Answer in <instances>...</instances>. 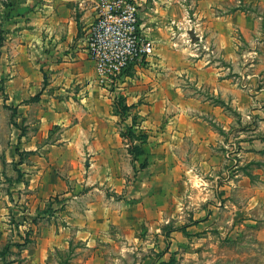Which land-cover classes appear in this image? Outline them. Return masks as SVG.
Returning a JSON list of instances; mask_svg holds the SVG:
<instances>
[{
	"label": "crops",
	"instance_id": "crops-1",
	"mask_svg": "<svg viewBox=\"0 0 264 264\" xmlns=\"http://www.w3.org/2000/svg\"><path fill=\"white\" fill-rule=\"evenodd\" d=\"M228 1L234 0H138L142 31L157 49L146 67H133L135 75L121 87L129 107L121 116L114 92L97 84L87 52L94 0L12 1L13 18L7 22L0 0V28L14 49L0 56V79H9L4 102L16 109V125L29 130L22 135L11 126L10 145L0 142L10 163L7 179L0 161V246L11 242L14 250L20 248L12 264H59L62 252H72L66 264H130L136 252L139 264L148 246L156 247L160 228L156 222L139 228L146 211L122 210L112 192L137 186L133 196L142 197L147 183H205L207 191L211 183H234L236 191L243 183L239 168L226 175L224 146L232 139L246 146L244 111L264 112V87L246 93L232 67L240 58L237 36H252L259 23L253 8L264 6V0H245L250 6L234 10H228ZM35 5L38 12L31 10ZM185 9L201 25L204 43L216 46L219 60L217 53L200 52L201 43L171 45L170 22ZM8 56L13 64L1 69ZM37 94L40 98L30 101ZM10 112L0 108L4 129ZM133 113L148 134L139 156L132 150L136 140L126 134ZM58 125L61 131L54 132ZM260 155L240 147L241 163ZM136 158L151 163L141 168Z\"/></svg>",
	"mask_w": 264,
	"mask_h": 264
},
{
	"label": "rangeland",
	"instance_id": "rangeland-1",
	"mask_svg": "<svg viewBox=\"0 0 264 264\" xmlns=\"http://www.w3.org/2000/svg\"><path fill=\"white\" fill-rule=\"evenodd\" d=\"M12 1L16 0H1L4 6L1 8L2 22L13 18L8 12ZM244 1H228L226 6L228 10H234L239 6L247 8L248 4L250 6V3L245 4ZM35 7L36 5L31 10L38 12L39 9H34ZM253 9L259 18L258 27L254 32H250L252 36L249 39L245 36L242 40V37L237 36L238 41L241 40V43L238 44L240 58L236 65L234 64L235 67H232V70L234 68L237 70L236 81L242 84L243 90L248 94H253L259 88L264 87V6L258 5ZM188 14L190 12L185 9L181 12V16L175 17L178 21L171 20L170 25L173 27L170 38L171 45L175 49H181L201 43L200 52L204 50L211 53L213 57L217 53L215 58L219 60L216 46H213L216 52L212 53L214 52L212 45L204 43L207 37L201 25L192 17L187 16ZM1 30L4 31V34L3 41L0 43V56L3 53L11 55V51L14 49L10 44L11 41L7 39V30L3 27L0 28ZM177 41L180 42L179 45L176 43ZM11 62L8 56V63L4 61L1 69L11 66L13 64ZM231 62L219 61V64L227 63L226 65H229ZM146 66L147 64L144 65V67ZM154 67L157 68V64ZM256 69H259V72L255 73ZM131 75H135V72L133 71ZM5 78L9 80L7 76L0 79V100H3V104L0 102V108L3 106L4 109L11 112L5 129L0 123V142L10 145V140L7 137H12L13 127L11 128V126H18L22 135H26L29 130L24 124L16 125L14 121V117H18L16 109L12 111L13 108L10 105H5L9 98L5 88ZM45 78L47 79L46 76ZM137 79L144 78L138 76ZM188 80V78L184 79L182 83L186 84ZM46 83L48 81L44 79L43 85ZM152 88L154 87L150 85L148 90H152ZM196 92L204 93L202 89H196ZM114 95L116 103L119 100L125 102L121 89L118 90V93L114 92ZM39 98L40 96L37 94L29 99L35 101ZM244 112L246 114H244L241 131L242 139L247 142L246 146H240L233 139L230 143L228 142L226 147L224 146V158L227 167H230L226 175H231L238 168L239 173L243 171V183H237L236 191H234V183H211L209 184L211 188L208 191L203 188V185H207L205 183H147L142 197L133 196L134 192L136 194L138 191L137 186L133 191L112 192L116 197V204H122V210L146 211L145 221L139 225V228L146 230L154 222L160 228L159 236L156 235L158 242L156 247L148 246L146 253L141 254L139 264H264V112H255V114L252 113L253 111ZM131 117L132 123L126 127V131H129L128 127H132L129 135L134 137H129L130 140H136L135 145L132 146L133 150L134 147L145 144L138 137L143 134L148 136V134L146 129L141 128L137 114L133 113ZM61 128L62 126L58 125L54 128V132L61 131ZM255 138H258V142H255ZM248 141L251 142L248 143ZM240 147L249 151L253 149L261 155L246 156L241 163ZM136 159L141 161L142 158ZM0 161H3L5 167L3 169L4 178L8 179L10 163L4 161V154L1 153ZM150 163L147 158L140 162V167L144 168ZM147 175L153 177L155 172H151V174L147 172ZM230 185H232L231 189H229ZM144 199L145 202H143ZM154 214H160L161 219L155 221ZM22 222L25 223L24 220ZM192 226L196 228L187 230ZM6 245L5 247L0 246V264H12L20 256V248L17 251L14 250L11 242ZM132 254L135 255V259L130 264H138V254L136 252ZM58 258L59 264H66L72 258V252L59 253Z\"/></svg>",
	"mask_w": 264,
	"mask_h": 264
},
{
	"label": "built area",
	"instance_id": "built-area-1",
	"mask_svg": "<svg viewBox=\"0 0 264 264\" xmlns=\"http://www.w3.org/2000/svg\"><path fill=\"white\" fill-rule=\"evenodd\" d=\"M94 3L95 19L87 34V52L94 62L97 84L108 93H118L133 67L144 66L155 54L156 46L142 31L138 0Z\"/></svg>",
	"mask_w": 264,
	"mask_h": 264
},
{
	"label": "trees",
	"instance_id": "trees-1",
	"mask_svg": "<svg viewBox=\"0 0 264 264\" xmlns=\"http://www.w3.org/2000/svg\"><path fill=\"white\" fill-rule=\"evenodd\" d=\"M3 34H4V31L1 30L0 31V43L3 41ZM116 109L121 116H125L127 111L129 110V107L125 104V102H122L121 100H119L116 103ZM128 130L129 131L128 132L126 131V134H127V136H130L129 133H131L130 131L132 130V127H128ZM133 137H131V138H133ZM135 138H137V137H135ZM138 138L141 140L142 143H146L148 140V136L146 134L140 135ZM144 152H145V149L141 145L133 148V153L136 156L142 155V154H144Z\"/></svg>",
	"mask_w": 264,
	"mask_h": 264
}]
</instances>
